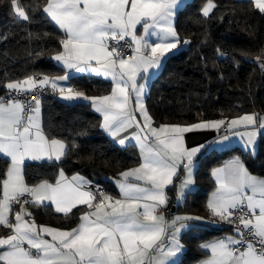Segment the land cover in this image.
<instances>
[{
	"label": "snow or ice",
	"instance_id": "6c2138e0",
	"mask_svg": "<svg viewBox=\"0 0 264 264\" xmlns=\"http://www.w3.org/2000/svg\"><path fill=\"white\" fill-rule=\"evenodd\" d=\"M250 5L264 15V0ZM6 7L40 48L29 55L47 53L63 74L34 69L0 79V264H184L182 241L200 229L223 234L198 245L196 264H264V162L255 163L264 152V114L157 123L145 103L150 78L191 42L178 27L184 0H7ZM216 7L205 0L199 13L211 19ZM255 62L264 71V49ZM78 74L102 76L110 89L89 95L72 83ZM49 92L88 102L113 151L138 150L132 166L117 159L103 183L80 170L68 175L70 156L82 157L75 141L45 129ZM204 130L216 135L189 141ZM217 152L230 154L208 172L206 215L169 218L168 193L174 188L182 203ZM40 209H54L65 222L38 223Z\"/></svg>",
	"mask_w": 264,
	"mask_h": 264
},
{
	"label": "trees",
	"instance_id": "16d2710c",
	"mask_svg": "<svg viewBox=\"0 0 264 264\" xmlns=\"http://www.w3.org/2000/svg\"><path fill=\"white\" fill-rule=\"evenodd\" d=\"M204 2L192 0L186 4L178 27L181 36H189L191 42L171 56L149 84L145 103L157 123H192L201 118L219 119L222 114L231 117L245 112L264 114V71L255 62L264 49V15L248 1L213 0L217 5L214 15L210 14L212 18L205 20L199 13ZM6 3L7 0H0V79L5 73L17 78L34 69L50 75L62 74L47 53L39 58L29 55V51L40 48L12 24ZM45 30L51 31L50 28ZM54 46L50 41L47 43V47ZM217 47L226 55H219ZM80 77L72 83L86 87L89 95L110 89L109 83L100 78ZM42 119L47 131L75 141L79 147L78 155L82 159L72 154L64 165L68 175L80 170L103 183L105 176L110 177L118 170L117 159L125 166H132L138 151L133 147L113 151L106 134L94 126L98 115L87 102L67 103L48 94L44 98ZM229 154H209L207 167L202 166L196 173L197 190L178 207L181 213L206 215L204 202L211 189L208 172ZM261 162H264V152L255 158L257 165ZM31 171L35 174L40 169ZM110 190L115 191L112 185ZM37 221L59 225L65 218L50 209H40ZM221 234L211 229L188 233L182 241L187 249L184 264L200 260L203 253L198 245Z\"/></svg>",
	"mask_w": 264,
	"mask_h": 264
},
{
	"label": "crops",
	"instance_id": "0c3cea01",
	"mask_svg": "<svg viewBox=\"0 0 264 264\" xmlns=\"http://www.w3.org/2000/svg\"><path fill=\"white\" fill-rule=\"evenodd\" d=\"M192 0H184V3H185V5L186 4H188V3H190ZM237 1H248V2H250V0H237ZM55 62V61H54ZM163 67V66H162ZM162 67L159 69V71L158 72H156L151 78H150V80L147 82V90H148V87H149V84H150V82L155 78V77H157V75L160 73V71H161V69H162ZM63 74V73H62ZM62 74H60V75H62ZM88 76V74H78V76L80 77V76ZM92 77H95V78H100V79H102L103 81H105V82H107V83H109L104 77H102V76H100V77H96V76H92ZM109 85H110V83H109ZM146 90V95H147V91ZM48 94H50V95H53L52 93H48ZM54 96V95H53ZM55 98H57L58 100H60V101H63L62 99H60L58 96H54ZM146 99V98H145ZM63 102H66V101H63ZM79 102H84V101H79ZM67 103H75V102H67ZM88 103V102H87ZM91 110L94 112V110L91 108ZM95 113V112H94ZM95 114H97V113H95ZM98 115V114H97ZM216 135V133H215V130H204V131H201V132H197V133H195V134H188V138H189V141L191 142V141H196V142H203L204 140H211V139H213L214 138V136ZM108 139H110V138H108ZM134 143V142H133ZM137 150V149H136ZM138 151V150H137ZM177 183H179V181H177ZM113 187H114V189H115V186H114V184L112 185ZM171 187V186H170ZM197 188H198V186H197V183H196V187H195V190L194 191H196L197 190ZM194 191H192V192H194ZM210 191H211V189H210ZM118 192V190H116L115 189V191L113 192L114 194H116ZM192 192H189L188 194H187V197L190 195V193H192ZM168 196H169V200H170V204L168 205V211H167V213H166V215H168L169 216V218L172 216V215H178V214H184V213H181L180 211H179V209H178V207L183 203H180V204H177V194H176V191H175V189L173 188L172 189V191H170L169 193H168ZM186 197V198H187ZM50 210H52V212L54 213V214H56L55 212H54V209H50ZM56 215H59V216H62L63 217V215L62 214H56ZM79 216V213L77 212V217ZM38 223H40V222H38ZM48 224V223H47ZM50 225H52V224H50ZM53 226H56V225H53ZM223 234V233H222ZM221 234V235H222ZM196 264V263H195Z\"/></svg>",
	"mask_w": 264,
	"mask_h": 264
},
{
	"label": "built area",
	"instance_id": "2783aa9c",
	"mask_svg": "<svg viewBox=\"0 0 264 264\" xmlns=\"http://www.w3.org/2000/svg\"><path fill=\"white\" fill-rule=\"evenodd\" d=\"M48 95V93L45 95V97Z\"/></svg>",
	"mask_w": 264,
	"mask_h": 264
},
{
	"label": "rangeland",
	"instance_id": "374dc122",
	"mask_svg": "<svg viewBox=\"0 0 264 264\" xmlns=\"http://www.w3.org/2000/svg\"><path fill=\"white\" fill-rule=\"evenodd\" d=\"M83 76V75H82ZM148 91V90H147Z\"/></svg>",
	"mask_w": 264,
	"mask_h": 264
}]
</instances>
